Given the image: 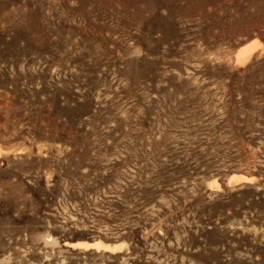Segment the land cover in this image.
<instances>
[{
  "label": "rangeland",
  "instance_id": "374dc122",
  "mask_svg": "<svg viewBox=\"0 0 264 264\" xmlns=\"http://www.w3.org/2000/svg\"><path fill=\"white\" fill-rule=\"evenodd\" d=\"M0 264H264V0H0Z\"/></svg>",
  "mask_w": 264,
  "mask_h": 264
},
{
  "label": "bare ground",
  "instance_id": "6f19581e",
  "mask_svg": "<svg viewBox=\"0 0 264 264\" xmlns=\"http://www.w3.org/2000/svg\"><path fill=\"white\" fill-rule=\"evenodd\" d=\"M251 180L244 178L242 176H234L232 179V183L234 185H239V184H243V183H247L250 182ZM212 185H215V183H212ZM72 247H76V248H81V249H85V250H91V249H95L97 251H102V250H106V251H116L118 249L122 248V245H117L115 247H110V246H106L105 244H103L102 242H98L95 244H89V243H78L77 245H73Z\"/></svg>",
  "mask_w": 264,
  "mask_h": 264
}]
</instances>
